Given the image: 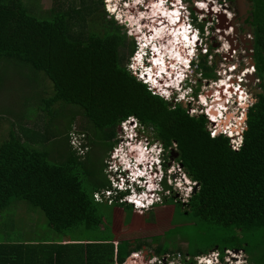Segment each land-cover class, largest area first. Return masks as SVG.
Returning <instances> with one entry per match:
<instances>
[{"label":"trees","instance_id":"16d2710c","mask_svg":"<svg viewBox=\"0 0 264 264\" xmlns=\"http://www.w3.org/2000/svg\"><path fill=\"white\" fill-rule=\"evenodd\" d=\"M32 7L26 0H0V64L27 65L50 79L47 87L53 95L41 96L39 108L44 123L60 114L53 106H69L74 119L76 114L87 119L82 127L87 134H75L89 139L90 129L99 130L105 142H113L112 148L121 123L137 117L163 142L168 155L175 146L176 161L197 185L187 202L164 196L174 203L175 215H185L186 225L193 224L197 234L184 252L189 259L183 258L182 264H196L194 256L215 249L221 259L226 250L235 249L245 251L252 264H264V95L248 109L241 145L234 148L231 136L212 135L205 114L194 116L183 101L174 103L153 93L129 70L128 59L137 42L115 19L98 21L104 0H63L44 14ZM190 8L195 13L194 6ZM208 63L206 56L196 66L197 72L214 78L215 64ZM12 123L17 125V118ZM44 131L13 129L0 144V216L15 199L29 201L58 232L66 235L84 228L96 238L53 240L31 235L25 242L3 241L0 264H116L150 247L145 237L117 239L108 206L110 212L112 205H117L118 212L136 209L120 197L109 199L112 203L105 197L98 199L109 188V180L108 184L96 179L91 191L83 187L82 170L87 163L82 153L90 147L87 140L81 138L73 147L69 143L66 160L56 163L40 149L52 137L50 126ZM182 250L157 243L149 255L163 261L166 254Z\"/></svg>","mask_w":264,"mask_h":264},{"label":"rangeland","instance_id":"374dc122","mask_svg":"<svg viewBox=\"0 0 264 264\" xmlns=\"http://www.w3.org/2000/svg\"><path fill=\"white\" fill-rule=\"evenodd\" d=\"M26 1L30 6H33V10L37 14H44L51 8L57 6L59 1L63 0ZM104 1L105 7H102L100 9V13L97 16L98 21H100L99 19L103 17L108 20L115 19L118 23L122 24L123 29L127 32V35L130 37V39H133L135 43L138 41V39H144L145 43L142 44V47H144V45L147 47L146 43L149 42V40L153 41L154 47L162 46L163 53L161 54L160 58H162L164 53L174 54V52H178L180 54L181 52H183L184 54H186L187 50H184L183 47L185 46L187 49V45H184L182 42H180L181 39L180 35H178V22L176 21V17H171L172 14L164 13L167 7H164V9H162L161 7L160 10H157V6H161V2L166 5V1L126 0L125 3H123L124 0ZM196 3H198L202 7L204 6L205 8H207L206 0H192V2L186 1L184 2V5H187L185 13L188 12V10H190V6L193 5L197 11V20L199 22L203 20L205 10H201L196 5ZM65 5H67V3H65ZM208 8H211V6H208ZM163 10L164 12H162ZM165 14L169 15V19H164V17L166 16ZM200 15L203 16L202 19H199ZM217 15L218 14L211 13V15L209 16V18H212L211 20L213 21V23H215V27L218 26L219 17L221 16L219 15L218 17ZM227 23L228 19L226 18L223 23L224 26L220 27V30L225 29ZM176 24L177 27L175 26ZM208 25L209 24H207V26ZM163 29H165L167 32L164 33ZM168 32L169 36H167ZM161 33H163L162 36L158 38L159 34ZM210 34L213 33H211L209 29V33L204 36V46H201V40H198V44L196 46L198 47V49H196V55L198 54L196 59L198 61L207 56V48L209 46V43H207L206 41L209 39ZM139 36L142 38H139ZM185 39L186 38H182L183 42H185ZM222 42L223 46L226 47L216 45L214 47V52H219L221 54H219L218 56H214V62L213 59L209 57L208 63V65H213V63H216L215 73L217 74V76L214 78L201 77L202 79L200 92L203 94L201 96L199 95L198 97H189L190 90L187 89L186 91L183 90L182 92H178V95L183 97L186 93L184 99H181L180 101L183 100L182 104L184 106H189V112H191L192 115L199 116L203 111V113L210 112L212 114L211 117L215 118V120H218V122H216L215 124H208L209 130L217 128L218 125V128L216 130H220V132L224 133L225 128H230L227 125L232 126L231 129L233 131L229 129L230 135L232 136V141L235 142L236 145H241L239 143H241L242 140V131L243 129L247 128V112L248 109L253 106V104L249 103L248 107H245L243 109L244 117L241 118V109L239 111L238 104L236 107V99L233 97L227 102V97L224 95V93H230L231 90L222 92L223 89L219 88L220 86L218 87L217 85H215L219 83V79L225 77H232L233 81L236 82V69L234 66V63L236 64V54H234V56H231L230 58L231 53H229L228 50L230 46L228 47V43L226 41L224 42V40H222ZM137 50L138 48L136 43V48L134 51L135 54ZM134 52L129 57L127 63L130 71L134 65H137L135 63L136 60H134ZM169 58L172 59V57ZM173 60L175 62L177 61L175 57H173ZM196 66L197 65L194 64L193 67ZM227 71L232 72L229 73ZM160 72L166 74L165 68H163L160 63L153 62L152 70L149 71L152 83L154 85H157L159 88L164 89L163 84H160L158 80H155L154 76H152L154 73H158V75H160ZM160 77L164 79L163 82L167 81L172 83L173 85H177L179 83V79H173L170 75L162 74L160 75ZM248 81H250V79H248ZM49 82L51 83L50 79L45 75L43 71L34 70L30 66L18 63H8V65L5 63L0 64V144L10 137V132L13 129L15 131H19V128L23 127V129H26L27 131H33L39 128L42 132H45L44 130L47 129L48 126H50L53 130L50 133V137H52L49 140L45 141L40 149L49 153V159L51 161L61 163L66 160V153L70 149V144L72 147L74 145L77 146L81 138L85 139V137L81 135L83 133L87 134V131H85L84 128L82 129V127L87 123V119L84 118L81 114H76L74 119L72 113L73 108L69 106L62 108H56L55 106H53V109H60V114L58 115V113H56L55 115H53L54 117L50 116L51 122H47L45 124L44 120L41 119L43 118V112L42 110H39V108L40 104L42 103L41 96L47 98L53 95V92L52 94H50V91L47 87V84L51 85ZM222 82L225 83L226 81L224 80ZM252 82L251 86L248 89L253 94V96L256 97L260 92V89L255 87V81ZM44 89H46V91ZM218 89L220 93L218 92ZM166 91L168 94L171 92V90ZM235 94V92L232 93V95ZM205 95H207V97ZM169 101L174 102L175 100ZM218 103L221 105L223 104L224 106L222 107ZM227 106H229V108H227ZM77 110L78 109H76V111ZM236 112H239V114ZM16 118L17 125L14 126L12 120H16ZM132 119L133 120H130V122L133 121V123L134 121H140L134 117ZM239 123H241L242 125H240ZM124 126H127L129 130L131 129V123H126ZM124 131L125 130L123 129V126L120 125L117 129V142L111 148V144H113V142L111 141V144L109 142H105L99 130H89L91 139L90 137L89 139L86 137L85 140H87V142L89 143V145H87V143L86 145L90 147H87L85 152L82 153V158L87 163L86 170H82V184L87 191H91L95 187L96 179H102L105 181L109 180V187H111L112 184L117 187V183H115V179L113 178L114 175L111 172L112 167L114 166V163L112 164V156H118L121 154L122 159L124 160H120V157L118 161L119 163H122L127 159L128 151L125 150L124 143L128 141V133L125 134ZM72 132H74V134L75 132L83 133L81 135L75 134L74 136ZM130 132L131 131H129V133ZM147 135L150 141L157 140L152 130L148 129ZM23 140L28 141V139L26 138H24ZM72 140H75L77 144L71 143ZM135 149L137 152H139V154L141 153L142 149L140 147L136 146ZM131 165L133 164L130 162L129 169ZM167 177V183L169 185L172 184V187L169 191H165V198L170 199L171 197L174 198L175 201L181 200L183 202H187L193 191V188L195 189L197 185H195L194 181H190L188 175L184 171L181 164L178 163V161H175L174 166H172L171 169H168ZM146 185L148 186V182ZM149 188L151 187L149 186ZM106 190L104 189L103 192L97 195L98 199L100 197L104 198V193L106 195L105 198H107L108 194ZM160 198L162 200H165L163 194H160ZM169 199H166L168 201L166 202L165 200V202L159 208L154 207L153 211L149 210L147 212L137 209L133 210L132 212L129 210H120L118 212L119 208L117 210H114L117 205H112L110 212V207L108 206V212L112 216L109 217L110 221L112 219L110 226L115 231L117 239H119L120 237L128 239L133 237L134 239H136V237H145L149 238V240L153 238L152 240L158 241L155 244L151 243V246L144 250L137 251L138 254L135 257L130 256L129 258H127L124 264H152V262L156 260V263L158 264H182L183 258H186L187 260L189 259L188 256H184V252H186V250L188 249L189 243L192 242L197 236L196 232L194 231L195 227L193 224H191L190 226L186 225L185 222L187 221V217L185 215H181V217H177V215H175V213L173 212L174 203ZM108 202L112 203L113 201L111 202L108 199ZM104 203L106 204L107 202L104 201ZM144 213H146V215ZM115 224L117 225L116 228L114 227ZM31 235L33 236V238H50L53 240L63 239L66 237H70L72 239L96 238L94 232L84 228L73 229L66 235L60 233L49 224L46 215L40 208L33 206L29 201L15 199L13 203L3 211L2 217L0 218V242H25L30 239ZM174 241L176 242L177 246L174 245ZM157 243L162 244V246L168 245L172 248L181 247L184 251H178L176 252V255L175 253L166 254L167 257H164L163 262L159 259V257L149 255L153 252L154 246L157 245ZM217 254L218 249H215L211 250L207 254V256H212V262L215 263ZM194 257L193 258L196 261V264H204L205 261L201 259V257ZM219 261L220 263L218 264H252L245 251L235 249L226 250L225 256L223 257V259H220L219 257Z\"/></svg>","mask_w":264,"mask_h":264},{"label":"clouds","instance_id":"9594fccd","mask_svg":"<svg viewBox=\"0 0 264 264\" xmlns=\"http://www.w3.org/2000/svg\"><path fill=\"white\" fill-rule=\"evenodd\" d=\"M165 1L167 3L166 5L164 4L165 7L170 8V10H176L177 7L179 8L180 19L179 18L178 19L180 21L184 20L185 22V20L188 19V21L183 23L187 27L190 34V31L197 22L193 23L191 19L189 20L190 10H188V12L185 13V9H187V5H184V2H186V0H165ZM125 2L126 1L124 0L123 3ZM197 29L199 30V32L194 31L196 32V34L193 38V41H191V43L190 42L187 43L188 50L185 54V58L181 62L182 77L177 85H173L172 83L167 81L163 82L164 79H162L160 75L162 74L165 75V74L161 72L159 73L160 75H158V73H154L152 76H154L155 80H158L160 84H163L164 89L159 88L157 85H154L152 83L149 71L152 70L153 58L157 54V51L154 50L153 45L151 44H148V46L145 48L142 47V44L145 43L144 39H142L140 42H137L138 50L137 53L134 54L135 56L134 60H136L135 63L137 65L133 66L134 69L131 68L133 74L136 75V77L139 80L146 83L153 93L158 94L167 100H172V101L175 100L174 102H178L181 99H184L186 93L185 96L181 97L178 95V92H182L183 90L186 91L187 89L190 90L191 86L196 84V81L194 80H196L197 76L200 77V75H198L196 67H193L194 61L196 60V46L198 44V36L202 28L197 27ZM145 49L148 52L147 57L143 56V51ZM140 54L142 55L141 58H139ZM166 59L168 60V63H170L171 59L169 58V56L166 57ZM166 90H171V92L168 94ZM192 94L193 93H191L190 90L189 97H193ZM246 107H248V105ZM202 114H205L209 120H212V118H210L211 113L209 114L206 112ZM133 117L134 116H130L128 119H126L124 122L121 123L123 129L125 130L124 133L125 134L128 133L127 135L128 141L124 143L125 144L124 148L125 150L128 151L127 159L124 162L119 163L118 161L120 157H121L120 160H124L122 159L121 154L118 156H112L113 158L112 164L114 163V166L112 167L111 172L114 175L113 178L115 179V183H117V187L112 184L111 187L107 188L106 190L108 194L107 199L120 197L121 200H123L124 202L131 204L134 209L143 210L147 212L156 203L162 202V199L160 198V194H163L164 197L165 191L166 192L169 191L172 186V184L169 185L167 183L168 182L167 156L169 151L166 149L163 142H161L159 139L150 141L148 139V135H147L148 129L146 128V126L144 127V125L140 121H134V123L133 121L130 122V120H133L132 119ZM134 118L138 119L137 117ZM216 121L218 122V120H215L214 122L216 123ZM126 123H131L130 130L127 126H124ZM225 129L229 130V128H225ZM129 131L131 132L129 133ZM227 135L231 136L230 132ZM138 145H141L142 148H144L143 150L144 156L136 151L135 147ZM130 162L133 164L134 169H129ZM133 170L136 172L135 174L133 173L134 172ZM148 179L149 180L152 179L151 182L153 184L152 188H149V186L146 185ZM189 179L190 181H192L191 178ZM166 184H168L169 187H165ZM146 192L149 193V196L144 197V194H146ZM104 197H106L105 193H104ZM136 200H141V201L138 203ZM137 254L138 253L136 251L131 253L130 256L135 257ZM199 257H201V259L205 261L204 264H212V260L211 262H207L208 259H211V256H207L206 254V255H200ZM156 261H153L152 264L155 263ZM116 264H124V263H116Z\"/></svg>","mask_w":264,"mask_h":264},{"label":"flooded vegetation","instance_id":"af4514ba","mask_svg":"<svg viewBox=\"0 0 264 264\" xmlns=\"http://www.w3.org/2000/svg\"><path fill=\"white\" fill-rule=\"evenodd\" d=\"M206 1H207V8H205L204 6L202 8V10H205V15L202 20V24H203L202 29L204 28L207 29L206 30L207 32H209L210 29L211 33H213L210 34L209 39L206 41L207 43H209L208 44L209 46L207 48V56L213 59L214 56H218L219 54H221L219 52H214V47L216 45L223 46L222 40L228 43L227 44L228 47L230 46L228 48L229 53H231L230 58L231 56H234V54H236V64L234 63L236 69V87L238 88V90L236 91V107L238 104L239 111L241 109L240 111L242 116L241 118H243L244 117L243 109L247 105H249V103L254 104L253 102L258 100V98L261 95H264V0H206ZM208 6H211V8H208ZM217 9L219 11L218 13L223 18L228 19L226 28L222 30H220V27L218 26L215 27L214 26L215 23H213V21L211 20L212 18H209L211 13L213 14L214 12H217ZM186 21H188V19H186L185 22ZM181 22H184V20H181ZM200 24L199 23H196L195 25L193 24L194 26L189 34L191 41H193V38L196 34V32L194 31L199 32L197 27L199 28ZM207 24L209 25L207 26ZM185 30L188 31L186 26H185ZM185 30L183 31L186 33ZM139 38L142 37L139 36ZM140 41L141 40L138 39L137 42ZM161 53H163V50L161 51ZM227 72L230 73L232 71H227ZM201 79L202 78L197 76L196 80H194L196 81V84L192 85L190 88L191 93H193L192 94L193 97H198L199 95L201 96L203 94L200 92ZM248 79H250V81H248ZM252 81H255V87L260 89V92L257 94L256 97L253 96V94L248 89L251 86ZM196 87H199L198 92H196L195 90ZM222 92H225L224 88ZM205 96L207 97V95ZM240 96H242L243 98L241 99ZM221 106L224 105L222 104ZM227 108H229V106H227ZM236 113L239 114V112ZM239 124L242 125L241 123ZM170 149H171L170 150L171 154L169 153L167 160L168 169H171L176 161V155H175L176 153L174 152V150L176 149L175 146H172V148ZM149 241L150 243L155 244V242L152 239H150Z\"/></svg>","mask_w":264,"mask_h":264},{"label":"bare ground","instance_id":"6f19581e","mask_svg":"<svg viewBox=\"0 0 264 264\" xmlns=\"http://www.w3.org/2000/svg\"><path fill=\"white\" fill-rule=\"evenodd\" d=\"M162 1H165V0H162ZM162 3L163 2H161V6H157L158 7V9L157 10H160L161 9V7H162V9H164V3H163V5H162ZM153 5V4H152ZM155 6V5H154ZM160 7V8H159ZM166 8V7H165ZM179 10V8L177 7V9L176 10H170V8H167L166 9V11L164 12V10L162 11V12H164V13H168V14H172V16L171 17H176V21L178 22V35H180V38H181V41L180 42H182L184 45H187V43L188 42H190L191 41V38H190V35H189V31H186L185 30V25L179 20L180 19V12H176V11H178ZM156 12H158V11H156ZM166 15V14H165ZM178 15V16H177ZM154 16V15H153ZM169 17V15H166L165 17H164V19H166V18H168ZM153 18V17H152ZM179 18V19H178ZM169 19V18H168ZM172 19V18H171ZM173 19H175V18H173ZM161 20V19H160ZM163 21V20H162ZM161 21V22H162ZM167 22H168V20H167ZM182 24V25H181ZM170 26V25H169ZM176 27H177V24L175 25ZM175 27V28H176ZM164 30V33H166L167 31L165 30V29H163ZM167 30H169V29H167ZM183 30H185L186 31V33L183 31ZM207 33H209V32H207L206 30H201L200 31V34H199V36H198V40H201V46H204V36H206V34ZM162 34L163 33H161V34H159V37L158 38H160L161 36H162ZM167 36H169V32H168V35ZM177 37H179V36H177ZM182 38H186L185 39V42H183V40H182ZM145 42V41H144ZM146 44H151V45H153V41H151V40H149V42H147ZM205 44H207V43H205ZM146 46L144 45V48H145ZM153 48H154V50L155 51H157V54L155 55V57L153 58V62H158V63H160L161 65H162V67L163 68H165V71H166V74L165 75H170L171 76V78H176V79H179V81H180V79H181V77H182V68H181V62L183 61V59H184V53L183 52H181L180 54L178 53V52H174V54H171V53H167V54H163V56H162V58H160L161 57V51H162V46H153ZM183 49L184 50H188V49H186V47L184 46L183 47ZM196 49H198V47H196ZM183 51V50H182ZM137 53V52H136ZM196 53H197V51H196ZM143 56L144 57H147L148 56V52H147V50L145 49L144 51H143ZM172 57V59H171V61H170V63H168V60L166 59V57ZM198 56V54L196 55V57ZM173 57H175L176 59H177V63L173 60ZM200 57H203V56H200ZM202 60V59H201ZM200 60V61H201ZM200 61H198L197 59L194 61V64H196L197 66H198V64L200 63ZM152 63V62H151ZM149 70V69H148ZM177 71V72H176ZM176 74V75H175ZM146 77H147V74H146ZM222 85V84H221ZM219 87V86H218ZM221 87V86H220ZM238 90V88L236 87V91ZM228 91H230L229 89H228ZM231 92V91H230ZM225 95L227 94V93H224ZM241 97V99L243 98L242 96H240ZM218 99H220V98H218ZM231 99V98H230ZM240 99V98H239ZM222 100V99H221ZM219 104V103H218ZM223 107V106H222ZM231 116V115H230ZM228 118H229V115H228ZM224 122H225V120H224ZM227 126H229L230 127V129L232 128V126H230V125H227ZM232 130V129H231ZM235 130H236V128H235ZM233 131V130H232ZM233 133V132H232ZM138 147H140L142 150H141V155H143V150H144V148H142V146L141 145H138ZM139 153V152H138ZM144 156V155H143ZM130 169H134V167H133V165H131V167H130ZM134 171V170H133ZM134 174L136 173L135 171L133 172ZM152 182V180L150 179H148V186H150L151 188L153 187V184L151 183ZM147 196H149V193H146V194H144V197H147ZM138 203L141 201V200H136Z\"/></svg>","mask_w":264,"mask_h":264},{"label":"built area","instance_id":"2783aa9c","mask_svg":"<svg viewBox=\"0 0 264 264\" xmlns=\"http://www.w3.org/2000/svg\"><path fill=\"white\" fill-rule=\"evenodd\" d=\"M197 2H198V1H197ZM200 4H201V3H200ZM196 5L202 10L203 7H202L201 5H199L198 3H196ZM195 10H196V9H195ZM208 11H209V9H208ZM218 12H219V11H218V9H217V12H214V14H219ZM189 13H190L189 18L192 20L193 23H195V21H194V17H193V16H194V15H195V16L197 15V11H195V13H193L192 10H191V8H190ZM202 15H203V14H202ZM217 16H218V15H217ZM202 17H203V16L200 15V18H199V19H202ZM190 19H189V20H190ZM197 19H198V18H197ZM196 22H197V23H199V22L202 23V20L199 21V22H198V20H197ZM199 28H201V27H199ZM204 29H205V28H204ZM205 30H207V29H205ZM141 57H142V55L140 54V55H139V58H141ZM224 80L226 81L225 83L222 82V81H224ZM218 81H219V83H217V84H215V85H217V86H221V87H219V88H222V89L224 88V91H225V92L228 91V89L231 90V92H230V93H227L225 96H226L227 98H233V97H234V98L236 99V94H235V95H232L233 92L236 93V82L233 81L232 77H229V78H227V77H225V78H221V79H219ZM216 82H217V81H216ZM221 84H223V85H221ZM218 92L220 93L219 89H218ZM229 100H230V99H227V102H228ZM192 108H194V107H192ZM191 110H192V109H191ZM190 113H191V112H190ZM202 113H203V112H202ZM208 113L210 114V112H208ZM211 115H212V114H211ZM211 115H210V118H212ZM214 119H215V118H212V120H209V123H210V124H215V122H214L215 120H214ZM216 119H217V118H216ZM216 122H217V121H216ZM216 129H217V128L210 129L212 135H215V134L220 133V130H216ZM229 129H230V128H229ZM228 131H229V130L224 129V133H225V134H228V133H229ZM74 143L77 144L76 141H74ZM233 144H234V145H233L234 148H237V149H238L239 146H240V145H236L235 142H233ZM77 145H78V144H77ZM79 149H80V148H79ZM179 255H180V254H179ZM166 257H167V256H166ZM211 257H212V256H211ZM211 260H212V259H208L207 262H211ZM218 263H219V253H218L217 256H216V262H215V263L212 262V264H218Z\"/></svg>","mask_w":264,"mask_h":264},{"label":"water","instance_id":"95a60500","mask_svg":"<svg viewBox=\"0 0 264 264\" xmlns=\"http://www.w3.org/2000/svg\"><path fill=\"white\" fill-rule=\"evenodd\" d=\"M219 15L220 14H218V17H219ZM225 20H226V18H223L222 16H220L219 17L220 23L218 24V27H221V26L223 27L224 26L223 23H224ZM174 152L176 153L175 155L178 157V155H179L178 151L175 149ZM181 166L183 167L182 163H181Z\"/></svg>","mask_w":264,"mask_h":264},{"label":"crops","instance_id":"0c3cea01","mask_svg":"<svg viewBox=\"0 0 264 264\" xmlns=\"http://www.w3.org/2000/svg\"><path fill=\"white\" fill-rule=\"evenodd\" d=\"M2 216H0V218H1Z\"/></svg>","mask_w":264,"mask_h":264}]
</instances>
